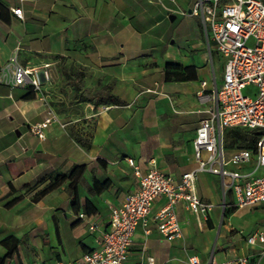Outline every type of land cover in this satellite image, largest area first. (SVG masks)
Here are the masks:
<instances>
[{
    "label": "crops",
    "instance_id": "obj_1",
    "mask_svg": "<svg viewBox=\"0 0 264 264\" xmlns=\"http://www.w3.org/2000/svg\"><path fill=\"white\" fill-rule=\"evenodd\" d=\"M193 1L0 0V67L13 52L21 66L47 64V80L30 98H24L25 88L0 84V259L15 247L2 264L69 262L93 249L105 229L107 207L118 206L135 187L125 158L141 172L150 162L174 179L193 168L190 141L222 72L200 21L180 15ZM18 8L20 18L12 14ZM69 71L82 75V89L110 85L122 103L77 101L64 74ZM42 99L56 121L39 139L29 126L44 116ZM70 131L87 139L88 148ZM73 164L84 165L75 212L61 186L30 202L47 181L29 189L40 177ZM217 179L197 175V195L212 206L206 221L176 208L180 239L167 241L156 232L150 217L165 201L156 199L147 234L137 227L131 237L127 264H148V258L152 264H184L189 256L215 264L231 247L254 257L260 245L249 247L244 238L264 230V210L233 207L229 194L222 198ZM91 224L95 231L88 230ZM258 264H264V253Z\"/></svg>",
    "mask_w": 264,
    "mask_h": 264
},
{
    "label": "built area",
    "instance_id": "obj_2",
    "mask_svg": "<svg viewBox=\"0 0 264 264\" xmlns=\"http://www.w3.org/2000/svg\"><path fill=\"white\" fill-rule=\"evenodd\" d=\"M20 18V9L12 10ZM200 21L202 28L222 61L219 86L209 91L212 105L200 118L190 141L194 166L174 179L152 163L144 172L130 157L125 158L136 184L118 206L107 207L105 229L99 232L95 247L69 262L55 264H127L128 248L137 227L147 234L148 214L156 199H165L150 217L156 232L167 241L180 239L176 216L179 207L196 221H206L211 205L201 201L196 192L199 173H209L219 179L221 196L229 194L232 206L261 207L264 210V0H194L187 12L180 13ZM47 64L41 67L21 66L13 52L0 67V84L8 89L29 88L40 91L47 80ZM204 86V84H201ZM251 86V95L242 89ZM43 118L29 126L37 138L56 121L52 108L42 99ZM102 106L101 109H105ZM245 129L255 136L249 147L227 146L226 131ZM79 220L85 217L77 214ZM90 232L96 227L88 226ZM247 246L260 245L254 257L240 255L231 247L228 255L215 264H258L264 253V230L244 238ZM152 264V259H147ZM184 264H199L189 256Z\"/></svg>",
    "mask_w": 264,
    "mask_h": 264
},
{
    "label": "trees",
    "instance_id": "obj_3",
    "mask_svg": "<svg viewBox=\"0 0 264 264\" xmlns=\"http://www.w3.org/2000/svg\"><path fill=\"white\" fill-rule=\"evenodd\" d=\"M66 78L71 80L72 86V96L76 98L77 101L86 102L90 101L93 105L112 103V104H121L118 98L110 93V85H100L97 89L94 90H85L82 89L81 77L82 75L78 72H73L72 75L70 71L68 75L64 73ZM72 77V78H69ZM99 85V83L97 84ZM24 95V98H30L32 91L29 88ZM70 135L76 143L84 148H88L89 141L82 137L81 135L70 131ZM226 138L228 139L227 146H238V147H249L255 142V136L251 131L245 129H231L226 131ZM84 170V165H71L65 172L51 171L46 173L44 176L40 177L34 185L29 187V189L35 188L41 182L47 180L40 188L36 189L33 194L30 196V202L38 201L39 198L43 197L47 193L57 190L60 186L62 190L67 194L68 197V206L72 211H76L78 207V192L77 186L82 180V173ZM19 196L12 198V201L6 205V207L11 206L13 203L17 202ZM84 213H87V206L84 207ZM225 213V212H224ZM12 242L15 243V240L12 239ZM5 245V242H2ZM15 247L12 246L6 253L3 259H0V264L4 259L14 251Z\"/></svg>",
    "mask_w": 264,
    "mask_h": 264
},
{
    "label": "rangeland",
    "instance_id": "obj_4",
    "mask_svg": "<svg viewBox=\"0 0 264 264\" xmlns=\"http://www.w3.org/2000/svg\"><path fill=\"white\" fill-rule=\"evenodd\" d=\"M218 57H219V56H218ZM219 58H220V57H219ZM219 58H218L217 60H220ZM220 63H221V61H220ZM218 65H219V64H218ZM219 68H220V66H219ZM216 77H217V75H216ZM252 91H253V88H252L251 86H248V87L242 89L241 93H242V94L251 95ZM216 183H217V184L219 183V180H218V179H217ZM229 202H230V197L227 195V196L225 197V199H224V203H225V204H228ZM222 207H223V204H222V202H221V208H222Z\"/></svg>",
    "mask_w": 264,
    "mask_h": 264
}]
</instances>
